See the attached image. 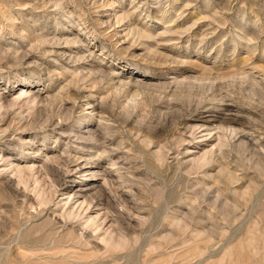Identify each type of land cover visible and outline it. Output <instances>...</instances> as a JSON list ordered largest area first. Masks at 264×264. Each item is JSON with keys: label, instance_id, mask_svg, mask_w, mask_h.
Here are the masks:
<instances>
[{"label": "rangeland", "instance_id": "1", "mask_svg": "<svg viewBox=\"0 0 264 264\" xmlns=\"http://www.w3.org/2000/svg\"><path fill=\"white\" fill-rule=\"evenodd\" d=\"M0 264H264V0H0Z\"/></svg>", "mask_w": 264, "mask_h": 264}]
</instances>
